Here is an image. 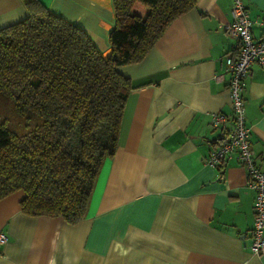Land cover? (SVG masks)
Returning a JSON list of instances; mask_svg holds the SVG:
<instances>
[{"label": "crops", "instance_id": "0c3cea01", "mask_svg": "<svg viewBox=\"0 0 264 264\" xmlns=\"http://www.w3.org/2000/svg\"><path fill=\"white\" fill-rule=\"evenodd\" d=\"M109 53L112 0H39ZM264 21V0H241ZM231 0H197L167 26L143 59L117 66L128 77L117 148L104 159L85 216L21 210V191L0 199V264H264L250 250L255 191L234 157L218 168L204 157L231 127L229 73L236 52L226 32ZM135 13L144 14L142 8ZM27 15L22 0H0V28ZM264 39V26L251 27ZM254 161L264 171V68L252 64L241 91ZM212 113H223L220 126Z\"/></svg>", "mask_w": 264, "mask_h": 264}, {"label": "trees", "instance_id": "16d2710c", "mask_svg": "<svg viewBox=\"0 0 264 264\" xmlns=\"http://www.w3.org/2000/svg\"><path fill=\"white\" fill-rule=\"evenodd\" d=\"M22 3L27 15L0 28V199L21 191L23 212L73 224L117 148L131 84L116 67L141 61L197 0H112L106 56L39 0Z\"/></svg>", "mask_w": 264, "mask_h": 264}, {"label": "built area", "instance_id": "2783aa9c", "mask_svg": "<svg viewBox=\"0 0 264 264\" xmlns=\"http://www.w3.org/2000/svg\"><path fill=\"white\" fill-rule=\"evenodd\" d=\"M230 14L232 19L226 25V32L237 40L236 52L224 55L225 71L229 73L231 127L204 159L209 166L218 168L227 159L234 157L245 169L248 185L255 191L250 250L260 256L264 254V171L257 167L250 148L241 91L251 65L255 63L264 68V39L255 41L251 35V27L254 24L264 26V21L251 20L248 9L241 0H231ZM225 120L226 116L223 113H212L210 116L212 126H220ZM6 239V235L0 232V243Z\"/></svg>", "mask_w": 264, "mask_h": 264}]
</instances>
